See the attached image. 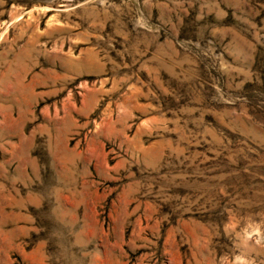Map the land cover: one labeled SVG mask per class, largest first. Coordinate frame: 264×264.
Wrapping results in <instances>:
<instances>
[{"label": "rangeland", "instance_id": "1", "mask_svg": "<svg viewBox=\"0 0 264 264\" xmlns=\"http://www.w3.org/2000/svg\"><path fill=\"white\" fill-rule=\"evenodd\" d=\"M0 264H264V0H0Z\"/></svg>", "mask_w": 264, "mask_h": 264}]
</instances>
